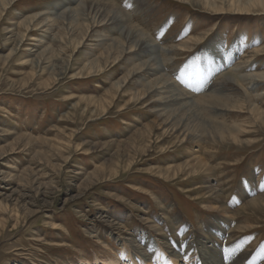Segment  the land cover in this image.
<instances>
[{"label":"rangeland","instance_id":"rangeland-1","mask_svg":"<svg viewBox=\"0 0 264 264\" xmlns=\"http://www.w3.org/2000/svg\"><path fill=\"white\" fill-rule=\"evenodd\" d=\"M61 1L0 0V264H141L139 252L169 246L167 254L190 247L186 258L200 264L192 252L207 232L223 249L221 264H264L261 7L102 0L158 45L159 74L199 103L159 121L167 110L159 95H137L154 75L113 88L147 56L128 49L113 66L100 59L121 37L119 22L107 24V10L95 20L87 8L77 14L86 0L56 7ZM68 11L80 15L70 30L58 21ZM215 52L230 54L231 64L215 66ZM207 81L210 89L197 87ZM178 117L196 124L191 136L171 127ZM197 158L206 171L191 173ZM214 204L230 212L212 211Z\"/></svg>","mask_w":264,"mask_h":264},{"label":"bare ground","instance_id":"bare-ground-1","mask_svg":"<svg viewBox=\"0 0 264 264\" xmlns=\"http://www.w3.org/2000/svg\"><path fill=\"white\" fill-rule=\"evenodd\" d=\"M75 0H63L59 3H56V7H66L67 5H70L71 3H74ZM203 4L208 5L209 8L214 9V10H219L220 8H218V6L212 2V0H202ZM71 2V3H70ZM106 2V3H105ZM103 3L102 0H86L82 3H80L79 6V10L77 14H81L82 12L84 13L85 8L92 11V13L94 14V20L95 18L98 17H106L107 15H103L102 12H104L105 10H107L106 12H108V16H107V24H110L111 22L116 23L119 22L118 27L119 29H121L120 31V35L121 37L118 39H115L114 41H112L111 44L107 45V47H105V49L103 50V52L101 51L99 57L104 58L106 60V62L108 63L110 60L112 63V66L115 64V62L117 63L120 59V57H122V55L124 54L125 50L130 51V53H136V57L137 54L138 56L144 57L147 56V59L145 61H139L136 65H134L133 68H131L124 76L123 78H121L120 80L122 81H116L113 84V88L119 90L121 89L123 86L122 83H124L125 81H127V79L131 78L132 76H134V74H142V77H146V76H150V75H154V77L149 80L148 82H146L143 85V90L138 93L137 95L141 97L142 99L145 97L146 94H150L152 92H155L159 95L157 101L155 102H163V109H167L166 111H164L163 113H161L160 115H158V119L159 121H165L170 119L171 117L173 118V116L175 115V112H185L187 115L188 113L193 112L194 110L196 111L197 109V102L195 100L191 99V95H189L188 93H185L182 89L174 87L172 85V83L161 73L162 71V67H163V61L159 55L161 49L158 47V45L156 43H153L152 41H149L147 39L146 36H144L143 34H141V32H139L138 30H136L133 27H130L126 24L123 23V17L121 16V14L118 11H115L110 5V2L107 3V1H105ZM202 3V2H201ZM9 4V3H8ZM11 4V3H10ZM107 4L105 7L104 5ZM232 6L233 5H241L243 7L242 11L243 13H247L248 11H250V8H254L255 6L257 7H261V9L263 10V14H264V0H232ZM78 7V6H77ZM109 7H111V11L108 9ZM203 7V6H202ZM1 8V7H0ZM99 8V10H98ZM73 9V8H72ZM77 9V8H76ZM3 10V9H2ZM70 10V8L68 9ZM114 10V11H113ZM64 11V10H63ZM113 11V12H112ZM62 12V11H61ZM74 12V11H73ZM72 11H68V12H64L63 14H60L59 16V20L61 21L62 24L63 22H67L68 23V27L66 28L67 30L69 29V27H72V25L74 26H78L77 24V20L75 18L76 15H74ZM101 12V13H99ZM124 13V12H123ZM90 14V13H89ZM240 15H248V14H242L240 13ZM80 16V15H78ZM76 16V17H78ZM89 16V15H88ZM92 16V15H91ZM111 16V17H109ZM124 16V15H123ZM38 17L35 16L34 18H31V22L36 20ZM40 18V17H39ZM92 18V17H91ZM108 18H110L108 20ZM56 19V18H55ZM99 20V19H98ZM105 20V19H104ZM54 21V20H53ZM25 23V22H24ZM28 23V22H27ZM66 23V25H67ZM97 23V22H96ZM99 23V22H98ZM95 24V23H94ZM27 25V24H26ZM93 25V23H92ZM131 25V24H129ZM36 26V25H35ZM80 26V25H79ZM94 26V25H93ZM104 26V25H103ZM84 27V26H82ZM92 27V26H91ZM91 29V28H90ZM70 30V29H69ZM88 30V29H87ZM74 31V30H73ZM84 33H86V31H84ZM86 36V35H85ZM85 36L82 34L80 36V41L78 40V42L76 43V47H80V45L83 43V41L85 40ZM103 37V36H102ZM86 42V41H85ZM54 43V42H53ZM169 50V49H168ZM162 52V51H161ZM218 52V51H216ZM211 54V56L213 58L218 57L217 53ZM129 53V54H130ZM111 54L114 55V57L111 58ZM258 54V53H257ZM138 58V57H137ZM219 59H217L216 63L214 64L215 66H222V68L224 67H228L231 62H232V57L230 54H225L223 56V58L220 59V57H218ZM113 59V60H112ZM104 60V61H105ZM98 59H95V61L92 63L94 66L96 63L97 64ZM100 62V61H99ZM110 63V62H109ZM108 65V64H107ZM89 66V65H88ZM111 66V67H112ZM91 67V66H89ZM92 69V67H91ZM217 69V68H216ZM96 73V70H95ZM229 76V75H228ZM251 76V75H250ZM224 77V76H223ZM256 77L264 79V74L261 75H256ZM238 79V78H237ZM257 82V81H256ZM48 85V84H47ZM112 85V84H111ZM209 81H207V84H203V85H197V87H201L202 90L205 91V89H210L211 86H209ZM110 93V92H109ZM247 93V92H246ZM148 94V95H149ZM228 96V95H227ZM220 97V96H219ZM135 98V97H134ZM141 99V100H142ZM223 99V98H222ZM135 100V99H134ZM137 100V99H136ZM207 100V98H206ZM213 100V99H212ZM88 101H90L88 99ZM205 100L202 99L201 102H204ZM209 101V99L207 100ZM219 101V100H218ZM102 102V101H101ZM206 102V101H205ZM209 103H211L212 105V101ZM207 104V103H206ZM216 104V103H215ZM205 105V104H204ZM208 105V104H207ZM149 106V105H148ZM162 107V106H161ZM209 107V106H208ZM214 108V107H213ZM160 112V111H158ZM211 112V111H210ZM145 113V112H144ZM181 114V113H180ZM198 114V113H197ZM192 115V114H191ZM177 116V115H176ZM181 117V116H180ZM178 117L177 119H179L177 121V119H174V122L171 123V127L173 129H175L176 131L181 130L180 133H182V135L184 137H186L185 132L187 133V135L191 136V131L194 128L193 126H195L193 123V126L190 125V118H188V120H184L182 122V118ZM184 117V116H182ZM186 117V116H185ZM218 118V116H216ZM196 120H198V122L200 123V125L203 126V120L201 118H196ZM212 120V119H211ZM157 122V121H156ZM196 122V121H195ZM196 122V123H198ZM206 122V121H205ZM152 124V123H151ZM157 123H154V125ZM198 125V124H197ZM208 125V124H207ZM218 125V124H217ZM190 126L192 128H190ZM209 126V125H208ZM219 126V125H218ZM153 127V126H152ZM197 128V127H196ZM227 128V127H226ZM200 131V129L198 130ZM204 131V130H203ZM220 133V132H219ZM194 134V132H193ZM199 134V133H198ZM215 134V133H214ZM133 136L138 135V132L136 131L135 133L132 134ZM193 136H197V135H193ZM192 136V137H193ZM202 136V135H200ZM219 136V135H218ZM198 137V136H197ZM208 137V136H207ZM206 137V138H207ZM238 138V137H237ZM184 139V138H183ZM34 140V139H33ZM197 140V139H196ZM44 142V140H42ZM141 141V140H140ZM204 142V141H203ZM47 143V142H45ZM55 143V142H54ZM184 144V143H183ZM54 147V146H53ZM57 148V147H56ZM61 148V147H60ZM55 149V148H54ZM198 159V158H197ZM196 159V160H197ZM194 161V160H193ZM192 162V161H191ZM193 163V162H192ZM122 164V163H121ZM188 168L189 167V162H185V164H183L182 169L184 168ZM208 166V165H207ZM98 169V168H97ZM181 167L177 166L176 170L180 171ZM195 169L198 170H204L206 171V166L205 164L201 165L200 160L198 159V161H195L192 166H190V172L194 173ZM130 170V169H129ZM212 171V170H211ZM172 172V171H171ZM165 173V172H164ZM167 173V172H166ZM171 174V173H170ZM175 175V174H174ZM199 175V174H198ZM201 177V176H200ZM199 179V178H198ZM212 192V188H210ZM212 195V194H211ZM210 199V197H208ZM203 199V198H202ZM207 199V200H209ZM258 198H255L254 200H256ZM213 203H219V200H216L215 198L211 199ZM253 200V201H254ZM264 200V199H263ZM256 202V201H254ZM248 204V203H247ZM250 206L252 207V204L249 203ZM248 204V206H249ZM206 208H210L211 205H206ZM255 206V205H254ZM254 208V207H253ZM212 211H222L226 214H228L230 211L225 208L222 205H218L216 206V204L212 205L211 207ZM260 209V208H259ZM244 210V209H243ZM261 211V210H260ZM264 211V210H263ZM215 231H219L220 229H212ZM210 230V231H212ZM207 236L204 237V241H199V246L196 245V248L193 250L192 252V257H197L198 261L200 262V264H221V258L220 255L222 254L223 256V249H221L220 246H217V244L215 243L213 236L210 232H207ZM149 241L146 240V244L149 245L148 243ZM153 244V243H152ZM166 244V243H165ZM126 245V244H125ZM144 246V245H143ZM122 249V253L119 254V258L122 259L123 258V253H124V246L122 243L121 246ZM142 249V248H141ZM156 249H159L158 247H152L150 250H148L147 252L141 253V252H137L138 254L141 255L140 260H141V264H145V261L148 264L149 263L151 256L150 255H156V259L153 261L155 264H192L189 259L186 258V254L190 251V247H186L185 251H181L180 248L179 250L174 249L173 251L169 252V254L166 253V251H170L171 247L169 246L168 249L166 250H160L159 254H156ZM170 249V250H169ZM221 253V254H220ZM166 255V256H165ZM216 256V257H215ZM154 257V256H153ZM189 261V262H188ZM151 262V261H150ZM82 264H91L90 262H83ZM94 264H121L116 260L113 259H107V260H96L94 262ZM124 264H136L132 259H128L126 260V263Z\"/></svg>","mask_w":264,"mask_h":264}]
</instances>
